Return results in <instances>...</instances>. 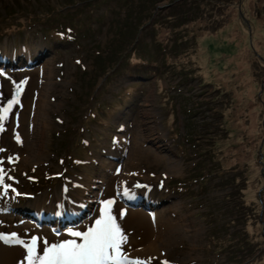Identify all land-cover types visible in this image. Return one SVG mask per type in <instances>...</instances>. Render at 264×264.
I'll return each instance as SVG.
<instances>
[{
	"label": "rangeland",
	"instance_id": "obj_1",
	"mask_svg": "<svg viewBox=\"0 0 264 264\" xmlns=\"http://www.w3.org/2000/svg\"><path fill=\"white\" fill-rule=\"evenodd\" d=\"M30 1L43 17L25 19L28 0H0V247L8 259L26 260L33 238L41 253L82 242L70 232L95 227L111 200L129 260L264 264V0H176L172 10L159 0L153 14L182 20L173 32L131 0ZM124 12L150 26L133 47L112 42ZM57 20L74 41L46 35ZM109 45L124 51L121 61L162 64L161 77L104 80L119 56ZM135 82L108 125L85 117L96 99L116 103ZM71 154L85 166L72 167ZM150 209L161 211L158 227L133 223ZM151 237L158 253L148 256Z\"/></svg>",
	"mask_w": 264,
	"mask_h": 264
},
{
	"label": "trees",
	"instance_id": "obj_2",
	"mask_svg": "<svg viewBox=\"0 0 264 264\" xmlns=\"http://www.w3.org/2000/svg\"><path fill=\"white\" fill-rule=\"evenodd\" d=\"M90 0H74L73 3H87ZM118 1V0H117ZM159 0H131L130 3L136 4V9L138 10L140 7H142L143 9V13H141V15H144V13L146 12V9L148 7L152 8V9H148V12L145 14L147 16V18H150L153 23L158 22L160 23V25L165 22V25L167 26L168 29H171V32H173L175 30L176 27H178L180 25V23L182 22V20L175 18L174 16H171V14H166L165 15H159V11H156L155 14H153V9L156 8V2ZM190 3L191 1L188 0ZM120 3H122L121 5H125L128 3H124L125 0H119ZM176 0H166V3L168 4V10H172L173 7L176 4ZM28 3L30 5V7H26L23 8V11L25 13L24 17L26 19V17H28L29 15L35 16V17H43V10L38 7L35 6L34 3H31L30 0H28ZM144 6V7H143ZM148 6V7H147ZM134 9V8H133ZM36 10V11H35ZM191 10V9H190ZM139 11V10H138ZM193 11V10H192ZM30 12V14H28ZM132 12H134V10H132ZM189 14H191V11L188 12ZM128 12H124L122 14V16L127 15ZM174 14V13H173ZM165 16V17H164ZM128 16L124 17V20L122 22V24L120 26L117 27V29L115 30V35L112 36V42H116L115 44H122V42L126 43V45H128V47L132 46L135 43V41H137V38L139 36V31L141 29L146 30L149 29L150 26L147 25L145 27H142L144 25L145 22H139V19L137 18V23L136 20L133 19L132 20H128L127 19ZM28 21H30L29 19H26ZM38 20V19H37ZM43 23L44 22H39L40 27H43ZM68 23L62 20H57L55 24H50L48 23L47 25H44V30L46 35L49 38H52L56 41L59 42H65V41H69L72 39V41H74V39L69 35V33H66V29H67ZM22 28V25H16L15 29L19 30ZM118 37L120 39H118ZM117 42H121V43H117ZM138 43V42H136ZM118 45V46H119ZM125 45V46H126ZM108 52V55L114 56L117 53L119 54V56L117 58H114V65H110L109 67H107L104 70V74H103V78L104 80H109L112 79L114 77H120L122 74H126L129 73L131 76H142L145 78H149L151 76H154V81H156L157 79H159V77H161V73L163 68H162V64L157 63L156 61L153 60H149L148 58H146L143 55H139L138 57L136 56L134 59H129V57L123 59L122 61L119 60L120 56L123 55L124 51L119 52L117 47H113V46H108V49H106ZM112 59V58H111ZM134 74V75H133ZM191 79H196L198 80L199 78H195L193 76L189 77L186 80H191ZM138 82V81H137ZM135 83H130V84H126L123 86L122 90L119 91L116 95L117 97V102L113 103L108 101L107 99H102V100H95V103L93 104V109L89 110L87 114H85V117L91 121L94 122L98 125H108L109 124V117L110 115L113 113V111L117 110L120 106H122V104L124 103V101L126 99H130L132 93L130 94V92L136 88V84ZM79 152H81V148L78 149ZM82 153V152H81ZM69 164L72 165V167H78L80 165H84L87 163L86 161H82L81 157L78 156L77 154L73 155L71 154L67 160H66ZM86 162V163H84ZM68 171H70V169H68ZM82 171L84 173H87L86 168H83ZM174 181V180H172ZM166 188L169 189H178L179 186L175 183L172 182H167L166 183Z\"/></svg>",
	"mask_w": 264,
	"mask_h": 264
},
{
	"label": "snow or ice",
	"instance_id": "obj_3",
	"mask_svg": "<svg viewBox=\"0 0 264 264\" xmlns=\"http://www.w3.org/2000/svg\"><path fill=\"white\" fill-rule=\"evenodd\" d=\"M18 102V100L9 102L8 107L3 109V113H8L12 105ZM3 119L5 115L0 114V121ZM0 131H3L2 124H0ZM16 139L19 140V136ZM0 183H2V176H0ZM112 203L111 200L104 203L102 214L95 221V227L83 233L70 232L71 236L81 239L80 243L76 240L54 243L43 249L42 256H37L35 254L37 239L33 238L31 244L25 245L28 252L27 264H36L37 260L39 264H143L138 259L129 260L123 253L122 246L127 243V237L117 223L116 217L111 213ZM120 216H123V212ZM44 243L47 244V242Z\"/></svg>",
	"mask_w": 264,
	"mask_h": 264
},
{
	"label": "bare ground",
	"instance_id": "obj_4",
	"mask_svg": "<svg viewBox=\"0 0 264 264\" xmlns=\"http://www.w3.org/2000/svg\"><path fill=\"white\" fill-rule=\"evenodd\" d=\"M173 168V166H172ZM114 201V200H113ZM116 203V202H114ZM114 207V206H112ZM111 207V208H112ZM116 207V206H115ZM103 209V208H102ZM114 210V209H113ZM101 211V210H100ZM125 211V210H124ZM102 212V211H101ZM140 212V211H139ZM161 211H158V209H150V210H146V211H143L141 212V214L139 215V219L138 221L136 222H133L135 223L136 225H151V226H154V227H158V222L160 221V213ZM125 213V212H124ZM127 213V211H126ZM125 213V214H126ZM124 216V214H123ZM127 217V216H126ZM135 217V216H134ZM164 217V216H163ZM164 219V218H163ZM172 220V219H171ZM130 221V220H129ZM172 222V221H170ZM136 228V227H135ZM87 231V230H86ZM67 236V235H66ZM130 236V235H129ZM142 236V235H141ZM69 237V236H68ZM65 238V237H64ZM147 238V237H146ZM139 239V238H137ZM155 237H151L150 241H148V243L145 245V250H144V253L145 255H148V256H152V255H155L156 253H158V245H156V243L154 242L155 241ZM64 240V239H63ZM66 241V240H65ZM135 241V239H134ZM142 241V240H141ZM63 242V241H62ZM144 242V241H143ZM60 243V242H59ZM78 243V242H77ZM29 244V243H28ZM144 244V243H143ZM137 245V244H136ZM131 246V244H130ZM137 248V247H136ZM17 249V248H15ZM41 249V248H40ZM19 252L21 251L20 249H18ZM43 250V249H42ZM39 251V250H38ZM18 252V251H17ZM24 252V250H23ZM132 252V251H131ZM25 253V252H24ZM135 253L134 251L131 253L133 254ZM143 254V252H141ZM12 255L14 256L10 249H7V248H3V247H0V264H27V260H23L21 257L19 258H15L14 257H10L8 259V256ZM19 254V253H18ZM35 254L37 256H42L43 253L41 252H35ZM126 256L130 254L129 253H124ZM26 255V253H25ZM27 257V256H26ZM24 258V257H23ZM129 258V257H128ZM25 259V258H24ZM36 264H39V260L36 261Z\"/></svg>",
	"mask_w": 264,
	"mask_h": 264
}]
</instances>
